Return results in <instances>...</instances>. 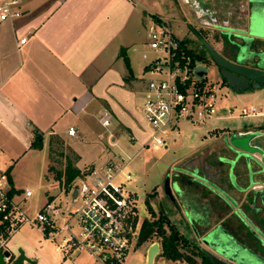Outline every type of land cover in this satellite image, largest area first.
<instances>
[{
	"label": "crops",
	"instance_id": "obj_1",
	"mask_svg": "<svg viewBox=\"0 0 264 264\" xmlns=\"http://www.w3.org/2000/svg\"><path fill=\"white\" fill-rule=\"evenodd\" d=\"M154 1L23 0V16L0 26V130L22 141L29 149L35 129L42 132L43 140L46 135L48 138L51 135L58 136L66 142L67 138L80 139L81 116L87 106H93L95 108L92 111L99 115L98 122L110 130L108 143L102 144L100 148L103 155L99 156L102 158L93 164L104 160L107 152L109 154L118 152L133 159L124 152L121 144L118 145L123 150H120L121 152L110 148V145L119 142L122 134L120 128L125 127L133 144L137 143L141 147L137 153L143 146L149 144L151 131L147 133L140 125H136L133 134L131 127L133 124L124 122L122 124L117 117L113 118L111 104L107 103V93L111 90L130 95L138 92L141 96L142 112L145 78H141V73L144 71V62L140 64V72L139 70L136 72L132 61L135 53L142 54L146 50L148 26L153 17L159 15L157 11H153ZM183 2L198 13L199 18L202 16L208 20V26L214 24L213 27L223 24L247 27L253 13L251 12L253 0H214V5L210 6V9L209 5L201 4L199 8L194 3L198 2L197 0ZM216 16L224 20L222 24L212 23ZM239 23L242 25H238ZM23 38L25 41L21 43L20 40ZM219 44L221 43L216 42V45ZM121 49L129 60L130 71L119 55ZM127 110L132 116V111ZM66 116H73L74 121L61 129H56ZM104 119L109 121L107 126L102 125ZM261 123L262 120L245 127L264 125ZM70 127L76 129L75 135L67 134ZM222 129L225 128H220ZM218 130L210 129L208 133L218 139L215 135ZM206 136L200 135L204 139ZM169 141L170 139L164 146L157 148L167 149ZM175 142L176 139H172V143ZM218 147V141L199 148L193 145L191 152L181 156L177 161L180 162V166L186 160H190L194 166L211 167L213 162L211 152ZM76 154L79 156L76 166L80 168L79 162H82V159L79 153ZM185 177L182 176L184 181L187 178ZM11 179L17 190L29 188L17 185L12 176ZM55 182L51 183L50 187L58 189L59 193H65L58 182ZM159 187L158 193L162 195ZM200 189L195 183L192 196H196ZM46 194L47 200L50 201L58 197L50 195L48 191ZM187 200L193 205L201 203V200L192 197H188ZM82 254L93 262L88 254Z\"/></svg>",
	"mask_w": 264,
	"mask_h": 264
},
{
	"label": "rangeland",
	"instance_id": "obj_2",
	"mask_svg": "<svg viewBox=\"0 0 264 264\" xmlns=\"http://www.w3.org/2000/svg\"><path fill=\"white\" fill-rule=\"evenodd\" d=\"M153 6V11H157L159 15L170 20L174 33L178 38L185 41L188 48H191L195 54L205 55L208 59L207 62L202 60H193V62L207 67L203 82L209 85L219 96V110L216 117L207 126L199 128L185 122L181 123L180 133L170 135L167 149L163 147L153 148L147 145L143 146V149L137 153V150L141 147L137 143H135L136 145L133 144L130 133L127 132L125 127L120 128L122 134L119 142L110 145V148L113 151L121 152L122 149L118 147L121 144L124 152L133 157L126 168L132 175V180L126 182V187L128 190L136 192L138 196L137 212L142 218L141 221L145 218H152L148 206L150 205L156 216L161 213L167 214L170 222L174 223L181 233L190 238L186 224L181 221V216L184 217L181 207L176 205L174 200L168 198L165 193L160 195L158 186L163 192L166 177H171L180 166V162L177 161L178 158L190 153L193 145L199 148L218 140L211 137L208 130L214 128L220 130L223 127L236 130V128L250 126L253 122L261 120V124H264V116L248 117L240 115L241 109L245 105L249 108L252 105L256 108L264 107V86L251 88L244 92H236L220 83L219 74L204 46L209 44L218 52L226 53L225 45H216V42L220 39L219 36H221L218 31L228 34L224 27H213L214 24L208 26V20L202 16L199 18L198 13H195L190 6L184 4L183 0H155ZM156 15L158 16V14ZM220 19L216 16L212 19V23L222 24L224 20ZM238 25L242 24L239 23ZM142 62L144 60L141 59V52L135 53L132 65L136 72ZM141 76V78L147 79L146 74L141 73ZM107 96V103L111 104L114 113H111L113 118L117 117L122 122H119L118 119L117 121L122 124L123 122L133 124L131 126L133 134L136 125H140L147 133L151 131L150 134H152V129L141 112V96L138 92L130 95L111 90L107 93ZM229 107L233 109V114L226 112V108L229 109ZM94 108L93 106H87L83 111L80 139L67 138L66 142L58 136L51 135L48 138L46 135L41 148L29 149L22 141L14 139L5 134L4 130H0V171L6 172L8 167L12 166L10 174L15 183L23 188L29 187L33 190V196L26 201L30 213L34 214L41 208L42 203L47 199V191L50 195H58L52 202L61 211H64L66 202L69 201L68 194L59 193V190L54 187L51 188L50 184L56 183L54 180L56 179V173L62 171L68 162H72L76 166L79 159L76 153L81 156L82 162H79V166L83 172L93 163L101 160L102 156L99 155L103 154L100 148L102 144L108 143L110 130L102 127L98 122L99 115L92 111ZM127 109L132 111V116L129 115ZM221 116L223 118H220ZM73 121V116H66L56 129H61ZM109 127L111 128V126ZM150 134L148 135L150 136ZM200 135L207 136L204 139ZM149 136H147V140ZM172 139H176L174 144ZM202 139H204L203 142H201ZM72 148L75 149L76 153ZM51 167L53 169H50ZM176 209L179 210V213L175 211ZM222 232L227 235L225 230ZM153 243H158L160 246L159 238H152L141 246H137L136 242L135 249L128 254L123 264H147V249ZM18 246H22L26 253L37 261L36 264H88L91 262V259L84 254L61 255L54 241L44 238L37 228L29 225H24L11 236L8 242L9 250L15 254ZM181 250L188 254L191 252L190 248H181ZM160 253L161 247L152 264H187L185 260L171 261L160 256ZM195 259L200 260L199 257H195Z\"/></svg>",
	"mask_w": 264,
	"mask_h": 264
},
{
	"label": "built area",
	"instance_id": "obj_3",
	"mask_svg": "<svg viewBox=\"0 0 264 264\" xmlns=\"http://www.w3.org/2000/svg\"><path fill=\"white\" fill-rule=\"evenodd\" d=\"M22 1L0 0V26L23 16ZM181 41L168 18L156 15L151 20L141 56L147 75L142 112L152 129L148 145L153 148L164 146L172 133H180L183 122L207 126L219 110V96L203 78L193 74L196 62L185 55ZM228 113L233 114V110L228 109ZM240 115L264 116V108L243 106ZM108 123L107 119L102 121L103 126ZM67 134L75 135L76 129L70 127ZM130 160L123 154L107 152L104 160L89 166L65 191L69 201L64 211L46 199L34 214L26 206L33 190H17L7 173L0 172V253L9 252L11 236L29 225L54 241L63 256L86 253L93 260L91 264H123L135 249L142 224L138 196L126 187L132 180L126 169ZM74 189L77 195L73 200ZM4 260L11 262L10 256Z\"/></svg>",
	"mask_w": 264,
	"mask_h": 264
},
{
	"label": "flooded vegetation",
	"instance_id": "obj_4",
	"mask_svg": "<svg viewBox=\"0 0 264 264\" xmlns=\"http://www.w3.org/2000/svg\"><path fill=\"white\" fill-rule=\"evenodd\" d=\"M197 1L194 3L199 8L200 4L203 6L209 5V9L210 6L214 5V0ZM260 1L262 0H253L251 2V12L256 11L255 8L260 6ZM222 27L242 28L225 24ZM218 32L221 36H219L220 39L217 42L227 46V49H225L226 53L221 54L227 57L228 60L236 62L233 54L236 49H230L227 45L228 43H226L228 35L221 33V31ZM247 65L251 68H256L253 63ZM215 68L219 74L220 83L226 85L224 79L220 76V68L217 66ZM246 132L260 133L261 138L257 137L252 141L254 145H259L260 139L264 140V125L242 127L236 130L228 128L218 130L215 135L218 137L219 147L211 152L213 155L211 156L213 159L211 167L194 166L190 160H186L170 177L175 197L174 202L183 211L184 217L181 216V221L186 224L191 239L187 238L190 240L192 247L194 246L195 252L202 254L201 258L203 259L215 256L227 264H264V223L260 217L261 214L256 212L260 206L259 199L257 198L254 201L251 193H247V195L241 194L231 186L229 180L230 165L227 159H234L237 155L228 148L225 138L229 137L232 133L240 134ZM233 172L237 178L239 175L238 184L246 187L248 185L247 172L241 171V168L237 167V165L233 169ZM182 176L187 177H185V181L182 179ZM194 182L201 188L196 196H192L191 194ZM174 185L178 188L177 192ZM252 188L257 189L261 187L256 183ZM188 197L201 200V203L193 205L191 202H188ZM175 211L179 213L178 209ZM224 230L227 232V235L222 232ZM203 238H206L213 244H217L218 241L221 242L230 250L233 257L228 258L217 253L210 245L202 241ZM20 248L24 250L22 246H18L15 254L11 250L9 251L11 260L16 258ZM24 253L30 257L25 250ZM30 258L34 259L33 257Z\"/></svg>",
	"mask_w": 264,
	"mask_h": 264
},
{
	"label": "water",
	"instance_id": "obj_5",
	"mask_svg": "<svg viewBox=\"0 0 264 264\" xmlns=\"http://www.w3.org/2000/svg\"><path fill=\"white\" fill-rule=\"evenodd\" d=\"M260 6H257L249 18L247 27L242 28H226L228 47L234 50V57L236 62L228 60L227 57L218 52L214 47L206 44L204 47L209 52L212 62L215 66L220 68V76L224 79L226 86L236 92H244L250 88H260L264 86V0L260 1ZM220 27V26H218ZM225 32V33H226ZM225 45V44H224ZM227 49V46H225ZM249 62V63H248ZM253 63L256 68H251L247 64ZM207 73V67L202 64H196L193 69V74L199 78H204ZM259 132L246 133H232L225 138L228 148L236 153V158L227 159L230 165L229 180L231 186L241 194L251 193L253 200L259 199L260 206L256 212L261 214V219L264 223V140L260 139ZM260 137L259 145L252 144V141ZM241 168V171H246L248 175V185L243 187L238 184V178L233 172L235 166ZM260 185L261 188H252L255 184ZM177 192L178 188L174 185ZM163 191L165 195L171 200H175L173 195L170 177H166L163 184ZM77 195V190L74 189L71 193L74 200ZM203 242L210 245L217 253L222 254L228 258L233 257L221 242L213 244L206 238ZM160 246L158 243L151 244L147 249V264L154 262L155 256L159 254ZM6 251L0 253V264H7L4 256H9ZM214 264H227L215 256H210ZM242 263V262H240ZM9 264H36V260L32 259L24 253L21 248L15 259L11 260Z\"/></svg>",
	"mask_w": 264,
	"mask_h": 264
},
{
	"label": "trees",
	"instance_id": "obj_6",
	"mask_svg": "<svg viewBox=\"0 0 264 264\" xmlns=\"http://www.w3.org/2000/svg\"><path fill=\"white\" fill-rule=\"evenodd\" d=\"M182 49L186 56L192 58V61H205L207 62L208 59L203 54H195L191 48L186 46L185 41H181ZM119 55L123 58L124 63L130 71V63L127 56L123 53V49L120 50ZM43 143V134L39 130L35 129L33 131V141L30 145L31 148H41ZM11 167H8L6 173L8 175L9 182L12 184V179L10 176ZM50 169H53L52 167ZM82 170L76 167L72 162H68L64 169L60 172H57L55 181L58 182L60 188L64 189L65 191H69L73 183L77 178H79L82 174ZM15 190L11 189L10 193L13 194ZM147 201V200H146ZM149 209L151 212L152 218H145L142 221L140 232L137 239V246H141L142 244L150 241L152 238H159V243L161 247L160 256H163L171 261L177 260H185L187 264H214L213 261L205 257L204 259L201 258L200 252H195L194 246L190 240L187 238L186 235L181 233L178 227L171 223L167 214H159L156 216L152 207L150 205ZM181 248H190V253H185L181 250ZM195 257H199L200 260L197 261Z\"/></svg>",
	"mask_w": 264,
	"mask_h": 264
}]
</instances>
